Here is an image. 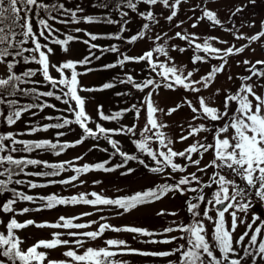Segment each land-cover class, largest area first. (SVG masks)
I'll use <instances>...</instances> for the list:
<instances>
[{
    "label": "snow or ice",
    "instance_id": "6c2138e0",
    "mask_svg": "<svg viewBox=\"0 0 264 264\" xmlns=\"http://www.w3.org/2000/svg\"><path fill=\"white\" fill-rule=\"evenodd\" d=\"M186 4L188 0H115L114 3L113 0H101L93 5L111 8L118 17L114 19L111 14L79 15L84 12L79 5L73 9L66 7L65 3H52L51 0H0V118L3 124L11 128L25 114L38 115L33 109L39 112L54 109L68 114L45 116V120L56 122L31 124L26 132H0V196H3L0 214L8 215L7 221L0 218V264H129L127 259H123L126 256L162 258L167 264H264V220L260 219L264 216V209L257 206L256 211L260 215L254 214L251 222L247 220L248 211L253 206V190L255 198L264 202V60L238 61V66H245V73L236 77L240 84L235 89L215 87L218 76L231 66V57L243 54L253 42L260 41L264 48L261 39L264 38V21L260 22L257 33L247 36L240 33L239 28L233 31L234 21L231 22L232 27H224L218 12L207 7L202 0L192 9L195 12L199 8L201 14L195 18L191 28L207 22L210 27H220L231 33L237 41H248L239 47L236 44L219 47L218 44L229 45V41L213 35L201 38L182 27L185 20L179 17ZM248 4L255 6L256 0H248ZM248 4L236 5L232 15L243 13ZM60 16L66 19H58ZM162 20L169 25V31L162 28L158 31ZM50 21L63 25L103 23L118 25V28L114 33L106 34H95L79 27L73 29V32L88 37L82 39L79 35L62 34ZM134 21L139 22V27L133 33L129 25ZM243 26L245 22L241 21L240 27ZM247 26L254 27L255 21ZM176 28L181 30L174 31ZM177 39L184 42V46L171 43ZM98 40L120 43L102 46L96 43ZM73 42L86 45L87 54L81 59L69 58L54 63L51 57L56 54V49L68 56ZM149 42L150 46L139 55H131L120 47L121 43L132 46ZM189 51L192 55L188 64H178L171 54ZM108 53L116 54L114 62L92 66L94 61L102 60ZM130 64L141 65V72L147 74L137 80L129 70L122 77L114 76L99 86H86L82 82L83 76L94 71L124 70ZM203 65H209L210 70L197 76ZM38 75L42 79H35ZM226 78L231 81L233 76L229 74ZM118 84L131 86L142 95L137 102L109 113L105 112L103 104H97L96 113L100 121L97 122L87 110L95 96L84 94L102 93L115 89ZM36 85H50V89L41 91ZM164 90L183 95L175 106L164 108L156 99ZM205 92L209 94L206 96ZM116 95L127 97L132 93L120 91ZM20 97H31L33 102L21 103ZM42 98H53L66 107L57 109L55 104ZM185 107L191 115L180 124V135L173 138L168 134L169 124L163 117H171ZM142 113L144 123L139 124ZM128 114L133 116L131 125L121 123ZM101 122H116L119 127L107 128ZM73 126L81 130L79 138L61 142L60 137L75 131ZM50 129L65 131H56L55 142L51 139L17 138ZM114 137L127 138L138 154L122 150L120 140ZM89 139L96 141L93 148L103 152H108V148H100L99 141H106L112 149L110 159L75 166L73 161L50 163L14 155L39 150L60 156ZM189 140L192 142L182 150L175 148L176 143ZM206 154H211L207 161ZM116 156L121 161L108 166L111 157ZM83 158L81 155L75 160ZM130 161L160 177V181L115 198L96 192L71 197L57 194L34 196L13 186L27 184L30 189H36L53 184L68 185L93 171L112 173L126 169L120 174L127 176L136 171L128 167ZM29 166L50 171H26ZM69 170L75 174L67 179H49L43 184L16 178L21 175L59 177ZM4 194H10V197ZM177 197L183 201L186 219H175L179 216L177 211L159 210L157 216L174 218L162 230L113 226L104 222L99 223L95 230L81 231L92 228L97 221H76L93 213L60 216L55 222H37L34 219L21 222L16 218L31 212L81 204L92 206L97 211H102L100 206H111L117 210L116 215H125L165 198ZM18 202L38 203V206L17 209ZM105 219L100 217V220ZM30 226L57 231L51 232L50 238L37 239L26 246V238L19 233ZM241 226L244 230L238 234ZM109 231L134 234V239L137 236L146 238L138 241L142 244L170 247L142 250L131 246L125 239L107 238ZM96 240H101L102 246H86L87 241ZM60 248L65 249L63 259L52 258L51 252Z\"/></svg>",
    "mask_w": 264,
    "mask_h": 264
},
{
    "label": "rangeland",
    "instance_id": "374dc122",
    "mask_svg": "<svg viewBox=\"0 0 264 264\" xmlns=\"http://www.w3.org/2000/svg\"><path fill=\"white\" fill-rule=\"evenodd\" d=\"M203 2L207 4V7L214 9L218 12L219 18H221L224 27H232L231 22L234 21L235 28H233V31H235L236 28H239L240 33L246 34L247 36H251L257 33L260 30V26H261L260 22L264 21V0H256L255 6L248 4V0H203ZM200 3H202V0H188V4L183 6V11L181 12L179 19L185 20L184 25H182L184 29H186L189 32H195L196 34L200 35L201 38L207 35H213V36H218L223 40L229 41V45L218 44L217 46L219 47H227L230 46L231 44H236V46L239 47L245 43H248L247 40L237 41L231 33L224 32L223 29L220 27H216V28L210 27L207 22H201L199 26L195 29L191 28L190 25L194 23L195 18L201 14L199 8H196L195 12H193L192 9L197 4ZM240 4H248V7L245 8L243 13L233 16L232 13L235 11V6ZM80 7L84 9V12L79 13V15H88V13L92 11L91 6L88 3H83L80 5ZM188 17H192L193 19L189 20ZM241 21L245 22V26L240 27ZM251 21H255L254 27L247 26L248 23ZM176 22L177 21H174L173 23ZM50 23H53L56 28H59L62 34L79 35L82 37V39H87L88 37L84 36L83 33L73 32V29L79 27L95 34H102V33H114L118 28V25H107L103 23L93 24V25H89L83 22L80 23L79 25L76 24L63 25L56 23L55 21H50ZM129 27L134 33L139 27V22L134 21L132 24L129 25ZM160 28H162L163 31H169V25L167 24L166 21L163 20L161 21V26H158V31L160 30ZM180 30H181L180 28L174 29V31H180ZM169 34L171 35L172 33L170 32ZM125 35L126 36L129 35V33H125ZM261 39L262 41H264V38ZM96 43L102 46H107L111 43H120V42L109 41V40H98L96 41ZM171 43L184 46V42L178 39L172 41ZM149 46H150V42L149 44L137 43L136 45H132V46H128L122 43L120 44V47L122 49L127 50L131 55H139ZM252 49H255V51H252ZM87 51H88L87 46L84 45L82 42H73L71 45L70 55L66 56L57 48L56 54L52 56L51 59L54 63L57 61H64L69 58L81 59L84 55L87 54ZM97 54L99 55V52ZM171 54L172 56L175 57L176 62L178 64H188L189 57L192 55L191 51L186 52L184 54H180L178 52H172ZM244 59H248L253 62H255L256 60H264V48L261 47L260 41L251 43L250 47L247 48L243 54L230 58L231 66L226 68L225 73L220 74L218 76L215 87H220L223 89H235L240 84V81L236 79V77L245 73V66L242 64L238 66L237 62L242 61ZM115 60H116V54L108 53L104 55L102 60L94 61L92 66L98 67L99 65L105 63L114 62ZM213 63L216 62L213 61ZM188 66L189 68L192 67V65L190 64ZM78 70H82V69H78ZM129 70L133 72L137 80L141 79L144 75L147 74L146 72H141V65L130 64L124 70L117 68V69H109L107 71H100V70L94 71L86 76H83L82 82L86 86H99L103 82L110 81L114 76L119 75L122 77L124 72ZM209 70H210L209 65H203L201 67V72L198 73L197 76L204 74ZM229 74L233 76V79L231 81L227 80L226 78L227 75ZM53 75H56V73L53 72ZM38 79H42V78L38 75ZM37 86L39 87V89L42 90L50 89V85L47 87L40 85ZM120 91H130L132 95H129L127 97L117 96L116 92H120ZM203 94L207 96L209 93L205 92ZM84 95L95 96V100L88 104L87 110L89 114L94 119L97 120V122H100L98 120L96 113L97 104H103L105 112L108 113L111 111L124 108L130 105L131 103L137 102V98H139L142 94L138 93L135 89H132L131 86L126 87L124 85L118 84L117 87L112 90H107L102 93H85ZM182 95L183 93H174L171 91L164 90L160 93L159 97H157L156 99L159 106L168 108L171 106H175V104L180 101ZM118 97L122 99L121 103L119 102ZM47 102L55 104L57 106V109H63L66 107L61 102L56 101L53 98H49ZM33 111H37L38 115L33 117L31 116L30 113L25 114L22 120L18 122L17 125L12 126L11 128L6 127L2 122V118H0V132H6V131L26 132L31 124L43 125L45 123H51L52 121H48L44 119L45 116L68 115L67 113L58 112L54 109H45L43 112H39L37 109H33ZM190 115H191L190 110L185 107L181 109L179 112L174 113L171 117H163V119L169 124V129L167 130L168 134L173 138H177L180 135V124L183 123L186 120V118L189 117ZM101 123H103V125L107 128L119 127V124H117L116 122H101ZM121 123L131 125L133 123L132 114H128L126 118L123 121H121ZM138 123L139 124L144 123L143 113H142V118ZM74 128H75L74 132H69L68 135L59 138L61 142L75 141L76 139L79 138L81 134V130L76 126H74ZM56 131H65V130L50 129L48 132H38L33 135L18 136L17 138L18 139H51L55 142ZM114 138L120 140L122 145V150L129 152V154H138L135 151L134 145L131 144V142L127 138L125 137H114ZM191 142L192 141L189 140L184 143H176L175 148L182 150L188 143ZM94 143H96V141H92L91 139H89L82 145L66 150L60 156H55L51 152H45L39 150L37 152H33L30 154L14 153V155L17 157L21 155H25L28 156L29 158L49 161L50 163L73 161L75 166H80L83 165L84 163H97V162H103L104 160H108V158H110L108 156L110 154L111 147L107 144V142L104 140H100L99 145L100 148H108V152H103L99 149L93 148ZM89 149L92 150L89 151ZM81 155H83L84 158L82 160L76 161L75 158ZM210 158H211V154H206L205 161H207ZM115 164H117V159L113 158L111 159V164L108 166H112ZM128 167L135 168L136 171L127 176L120 174L126 169H118L116 172H112V173L93 171L82 175L80 177V180L74 181L72 184H68V185L53 184V185H49L48 187L36 188V189H30L27 186V184H24L19 187V190L25 192L26 194L34 195V196H46L50 194H57L64 197H71L74 195H79L81 193L90 194L92 192H96L98 194H102L107 197L115 198L120 195L131 194L135 191L150 187L154 183L159 182L161 179L160 177L154 174L148 173L143 168V166L138 165L134 161H130L128 163ZM45 170L50 171V169H43L41 167H36V166H29V168L27 169V171H32V172L45 171ZM189 170L193 171L195 169H189ZM74 174H75L74 172L69 170L67 172L62 173L61 176L54 178H57V180L67 179ZM49 179H53V177L44 178V177L27 176L25 178V180H32L34 182L42 183V184L47 183ZM80 181H83V183H81ZM94 181H100V183H93ZM89 198L92 197L89 196ZM0 199H3V196H0ZM37 206L38 203L32 204L30 202H18L15 207L17 209H22L24 207L34 208ZM257 206L260 207L261 209H264V202H261L255 198L254 190H253V206L250 207L247 214L248 222H251L252 216L254 214L257 216L260 215V213L256 211ZM100 207L102 208V211H97L92 206L82 205V204L59 206L56 209H52V210H45L42 212H31L22 216L18 215L16 218L18 221L21 222L27 219H34L37 222H43V221L55 222L60 216L73 217V216H81L82 213H93V215L84 216L81 220L76 221V222H84V223H87L89 221H97V224L93 225L92 228L81 231L95 230L99 223H104V222L110 223L113 226H141V227H146L150 230H162L165 226L169 225L174 218L168 215L157 216L156 212L159 210H165L166 212L177 211L179 212V216L176 217L175 219L178 220L186 219L183 201L179 197L175 199L165 198L164 200L156 202L149 207H145L125 215H116L115 213L117 210L112 208L111 206H100ZM101 216H104L106 219L100 220ZM0 218L7 221L8 215L0 214ZM260 219L264 220V216H261ZM257 223H259V221H257ZM243 230H244V226H241L238 229V234L242 233ZM53 231H57V230L48 229V228L38 229L36 227L30 226L29 228L21 231L19 234L21 235L22 238H26L25 242H26V246H28L34 243L37 239L50 238V234ZM106 237L125 239L129 241L131 246L140 248L142 250H165L166 248L170 247V246H161V245L142 244L139 243L138 241L146 238L137 236L134 239V234L123 233V232L113 233L109 231L106 233ZM86 246H102V241L101 240L87 241ZM63 251H65L64 248L54 250L51 252V257L55 259H63L62 257ZM123 259H127L129 261V264H167L166 259L154 258V257L126 256L123 257Z\"/></svg>",
    "mask_w": 264,
    "mask_h": 264
},
{
    "label": "trees",
    "instance_id": "16d2710c",
    "mask_svg": "<svg viewBox=\"0 0 264 264\" xmlns=\"http://www.w3.org/2000/svg\"><path fill=\"white\" fill-rule=\"evenodd\" d=\"M51 2L52 3H65V6L66 7L73 8V9L77 5L80 6L83 3H88L91 6V9H92V11L90 13H88V15L105 16V15L111 14L112 18L118 19L117 16H116V14H115V12L112 11L111 8L104 9V8H99V7H93V5L100 3L101 0H51ZM114 2H115V0H113V3ZM58 19H66V17L60 16V17H58ZM102 34H106V33H102ZM35 79H38V76ZM36 87H38V86L36 85ZM40 90L43 91L42 89H40ZM42 99L47 100V101L49 100V98L48 99L42 98ZM118 99H119V102L121 103L122 99L120 97H118ZM20 102L26 104V103H31L33 101H32V98L31 97H20ZM54 122H56V121H52L51 123H54ZM111 151H112V149H111ZM111 151H110V153H111ZM108 157H110V154H109ZM113 158L117 159V163H119L121 161V158L119 156L111 157V159H113ZM108 159H110V158H108ZM22 177H23V175H21L20 177H16V178L21 179ZM26 177L27 176H24L22 179L25 180ZM0 178H2V177H0ZM53 179H57V178H54L53 177ZM13 186L16 187L18 191H20L19 190V187L22 186V185H13ZM4 195H7V196L10 197V194H4Z\"/></svg>",
    "mask_w": 264,
    "mask_h": 264
}]
</instances>
